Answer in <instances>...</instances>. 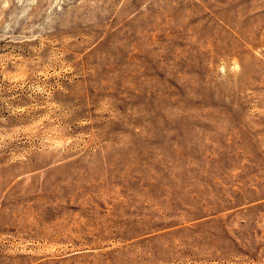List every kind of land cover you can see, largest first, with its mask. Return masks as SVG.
Returning <instances> with one entry per match:
<instances>
[{
	"label": "rangeland",
	"instance_id": "rangeland-1",
	"mask_svg": "<svg viewBox=\"0 0 264 264\" xmlns=\"http://www.w3.org/2000/svg\"><path fill=\"white\" fill-rule=\"evenodd\" d=\"M0 264H264V0H0Z\"/></svg>",
	"mask_w": 264,
	"mask_h": 264
}]
</instances>
